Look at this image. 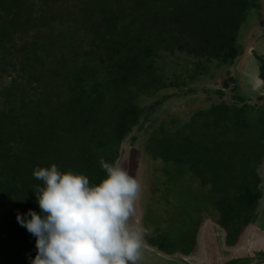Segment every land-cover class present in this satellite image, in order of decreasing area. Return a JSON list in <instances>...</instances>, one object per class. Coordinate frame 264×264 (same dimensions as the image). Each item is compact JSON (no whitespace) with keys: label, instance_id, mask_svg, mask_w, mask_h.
I'll return each mask as SVG.
<instances>
[{"label":"trees","instance_id":"16d2710c","mask_svg":"<svg viewBox=\"0 0 264 264\" xmlns=\"http://www.w3.org/2000/svg\"><path fill=\"white\" fill-rule=\"evenodd\" d=\"M260 2L0 0V264H31L37 255L36 237L17 220L29 210L43 215L37 167L55 164L97 185L106 178L100 159L119 160L129 137L150 123L142 153L157 165L149 176L175 197L166 202L176 201L180 214L177 224L155 229L165 234L158 249L186 256L210 224L206 216L225 252L248 247L262 228L264 107L242 106L220 90L185 124L157 125L153 117L203 80L225 74V88L235 82L232 69L246 53L247 23ZM249 109L263 117L258 141L241 148L225 135L216 139L221 126L244 127L234 112ZM254 263L264 264V250L223 264Z\"/></svg>","mask_w":264,"mask_h":264},{"label":"clouds","instance_id":"9594fccd","mask_svg":"<svg viewBox=\"0 0 264 264\" xmlns=\"http://www.w3.org/2000/svg\"><path fill=\"white\" fill-rule=\"evenodd\" d=\"M106 173L92 185L86 175L61 172L53 164L37 167L36 203L43 215H17L36 237L31 264H138L147 229L130 225L141 192L139 180L119 160L99 161ZM31 217L28 219L27 217Z\"/></svg>","mask_w":264,"mask_h":264},{"label":"rangeland","instance_id":"374dc122","mask_svg":"<svg viewBox=\"0 0 264 264\" xmlns=\"http://www.w3.org/2000/svg\"><path fill=\"white\" fill-rule=\"evenodd\" d=\"M259 10L261 11L257 13ZM253 21H255L254 25L251 23ZM263 22L264 0L261 1L259 9H257L250 15V19L247 23V28L249 29L250 27L251 29L249 30V32H247L248 34L245 38L246 53L239 61V63H237L232 69L233 74L235 73V75L239 77V82L242 86V92L247 97L250 96L248 94V88L250 85V88L260 87V83L258 81L260 80V72L258 69L257 60L252 53V48L255 47L256 49H259V47H263L261 49V53H264V30L260 28V25H262ZM225 78L226 75L223 74L222 76L216 78V80H213L211 84H209V82H205L210 81L209 79L203 80V83L192 87V89L195 88V92L187 94L185 97L179 96L173 98L171 101L164 105V107L156 116L153 117V122L157 123V125H160V123L164 122L170 127L175 125L177 126L180 123L185 124L189 121L194 111L200 110L204 107V99L206 93L203 92V89L209 86L214 89L216 86V84L214 83ZM176 93L177 91H170L171 95ZM153 102L154 100H149V102L147 103L153 104ZM252 110L253 109L242 112H234V120H243L244 122L242 124H245V126L238 128L236 131L235 129L232 131H226V129H222L221 126L220 128H218V130L215 131V133L217 134L216 139L220 140L225 135L227 137V140H234V142H236L238 146H242L241 148H245L247 142L249 141H258L260 138L257 134L259 133V130L261 128V121L263 117L259 112L256 116H253ZM242 114L244 115L242 116ZM177 121L180 122L177 123ZM151 124L152 123L148 124L146 128L140 130L139 132L136 131V134H132L129 137L126 145H124V147L122 148L121 157L119 159L121 166L125 170H127L130 175L136 177L141 184V192L135 204V215L129 221L130 225L135 228L148 230L147 234H145L144 236L143 247L141 249L142 256L138 261V264H223L238 257L255 256L257 254V251L264 250V201L262 215L259 221V224L262 227L260 228L261 232L259 230V232H256L254 234V237H252L249 241L248 247H246L244 250L235 251L232 254H228L227 252H225L222 233L218 230V227L212 225L213 219L210 216H206V221L209 220L210 224L206 223L207 226L202 229V235L201 239L199 240V245L195 246V249L187 253L186 256L184 254L175 255L174 253H172L174 255L171 254V256L166 257L165 254H170L171 252L158 249L163 243V236L165 234L161 233L160 235H157L155 229L157 227L164 229L165 227H167V221H171L173 219H177L174 221L177 224V222H179L178 217L180 216V214L179 212L177 214L176 211V201L166 202V200L170 199V197L172 196L171 193H169V191L167 190L162 189L161 187H157L159 186L158 183L155 185L154 180L150 179L149 176V172H152L153 166L157 165V163H154L151 159L143 155L142 151L148 141L149 134L152 129ZM133 137H136L134 144H132L131 142L133 140ZM206 141L215 142V138L208 137ZM230 153L238 155L241 152L238 150H234ZM150 175L152 176V174ZM262 175L264 179V166L262 168ZM195 187L192 188L196 190ZM153 192L155 194H153ZM178 200L181 199L178 198ZM183 230L189 232V229L185 228ZM195 230L196 229L192 227L190 232L194 233ZM175 235L177 236V239H179V233L176 232ZM184 237L185 234L183 235V238ZM184 244L186 246H189L192 243L190 241H187V243L184 242Z\"/></svg>","mask_w":264,"mask_h":264},{"label":"flooded vegetation","instance_id":"af4514ba","mask_svg":"<svg viewBox=\"0 0 264 264\" xmlns=\"http://www.w3.org/2000/svg\"><path fill=\"white\" fill-rule=\"evenodd\" d=\"M259 7H260V4H259ZM259 7H258V9H259ZM260 11L261 10H259L257 13H259ZM255 21H256V19H255ZM255 21H253L251 23L254 25ZM260 26H261L260 28L264 30V22ZM250 29L251 28L249 27V29H247L245 31L246 36L248 34L247 32H249ZM245 43L246 42H244V46H245ZM262 48L263 47H259V49H256L255 47L252 48V53L254 54V57L257 60L258 69H259V72H260V74H259L260 80H258L259 83H260V87L259 88L258 87L257 88L251 87L252 88V90H251V88H250L251 85H250L249 88H248V91H249L248 94L250 96H248V97L245 96L243 94V92H242V89H241L242 86H241V84L239 82L240 79L234 73V75H235V82L229 81V85H228L227 88H225L223 86V83H225V81H226L225 79H222L221 81H216L214 83V84H216V86H215L214 89H212L211 86H209V87L206 88V89H209L210 90V92H211V98L213 100L210 99V95H207L206 94L205 99H204V106H205V108L210 105V102L211 103H214L215 101H218L221 98V96L218 93L220 90L221 91H224V93H226L225 99L230 100L232 102H237L238 104H240L242 106L248 105L250 107H255V106H258V107L259 106H263L264 107V79H262V75H263L262 74V71L264 70V53H261V49ZM245 49H246V47H245ZM258 51H260V52H258ZM206 80H208V79H206ZM209 80L211 82L210 81H205V82H209V84H211L213 80H216V78L209 79ZM201 83H203V81ZM260 103H263V104H260Z\"/></svg>","mask_w":264,"mask_h":264}]
</instances>
